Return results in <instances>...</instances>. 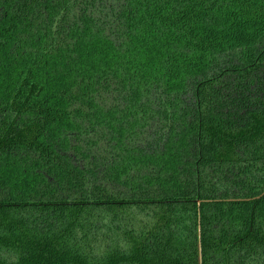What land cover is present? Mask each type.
Listing matches in <instances>:
<instances>
[{
	"label": "trees",
	"instance_id": "trees-1",
	"mask_svg": "<svg viewBox=\"0 0 264 264\" xmlns=\"http://www.w3.org/2000/svg\"><path fill=\"white\" fill-rule=\"evenodd\" d=\"M0 264H264V0H0Z\"/></svg>",
	"mask_w": 264,
	"mask_h": 264
},
{
	"label": "water",
	"instance_id": "water-1",
	"mask_svg": "<svg viewBox=\"0 0 264 264\" xmlns=\"http://www.w3.org/2000/svg\"><path fill=\"white\" fill-rule=\"evenodd\" d=\"M199 234H200V232H199Z\"/></svg>",
	"mask_w": 264,
	"mask_h": 264
}]
</instances>
